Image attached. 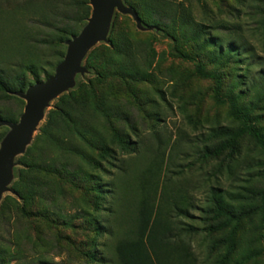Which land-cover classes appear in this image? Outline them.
<instances>
[{
	"label": "trees",
	"instance_id": "1",
	"mask_svg": "<svg viewBox=\"0 0 264 264\" xmlns=\"http://www.w3.org/2000/svg\"><path fill=\"white\" fill-rule=\"evenodd\" d=\"M124 1L145 25H154L173 39L182 58L197 61L182 49L189 45L215 63L241 60L240 47L231 42L223 49L211 36L210 27L194 19L185 0ZM24 4L35 11L41 23L38 27L49 31L39 39L36 25L21 24L15 31L18 40L0 47V121L12 123L19 121L25 107L19 94L34 81H43L42 75H53L65 57L67 42L80 33L92 14L89 0H26ZM117 21L115 15L109 45L94 47L85 59L92 75L57 99L33 143L18 158L21 168L12 184L14 194L4 198L0 215L9 223L13 216L36 214L48 224L70 229L83 222L94 229L95 237L73 247L86 264H199L193 246L196 228L185 221L193 207L188 187L166 172L174 162L170 147L176 148L179 141L171 146L157 137L155 148L142 151V167L134 169L132 158L120 161L122 155L131 157L138 151L128 128L136 132L131 121L133 108L145 104L141 85L152 82L158 53L147 32L120 29ZM196 68L200 76H209L202 62H196ZM214 78L217 101L229 102L240 124L210 129L208 140L223 139L213 148L205 140L203 156L219 157L226 151L235 155L239 140L248 135L260 155L259 176L264 181L262 115H255L249 105H240L241 92L223 94V77ZM8 131L7 126H0V144ZM104 177L110 181L105 182ZM108 198L110 216L102 223L99 213ZM213 198L210 211L217 222L207 231L214 235L231 228L216 242L226 247L218 264H228L236 251L240 220L216 189ZM67 201L75 213L67 215L54 208ZM34 206L40 207L37 213L32 211ZM103 237L107 240L98 243ZM39 241L43 239L39 237ZM15 242L19 245L17 237ZM100 246L104 252L99 251ZM14 258L10 245L0 246V264H10ZM36 264L54 263L39 260Z\"/></svg>",
	"mask_w": 264,
	"mask_h": 264
},
{
	"label": "rangeland",
	"instance_id": "2",
	"mask_svg": "<svg viewBox=\"0 0 264 264\" xmlns=\"http://www.w3.org/2000/svg\"><path fill=\"white\" fill-rule=\"evenodd\" d=\"M25 1L0 0V47L18 40L15 31L21 24L36 25L34 29L37 30L39 39L44 38V32L49 31L38 27L41 23L37 22L34 10L24 7ZM122 3L129 8L124 0ZM185 4L191 8L196 21L210 27L211 36L218 40L223 49L231 42L240 47L241 60L226 64L215 63L207 54L195 53L196 48L189 45L182 49L195 56L197 61L184 59L177 52L176 42L168 35L154 25L147 26L141 19L138 21L132 14L122 13L116 8L111 26L117 15L118 28L147 32L155 40L158 53L152 82L141 85L142 102L146 99L145 104L140 108H133L131 121L136 132H131L128 128L131 139L137 142L138 151L131 157L122 155L120 161L132 158L134 169L142 167L143 162L139 163L142 151L155 148L157 137L171 146L179 141L176 148L170 147L174 162L170 165L171 171L166 172L175 181L188 187L193 207L190 209V217L185 218V221L196 228L193 246L198 263L218 264L226 252V247L218 246L216 242L225 238L231 228L214 235H209L207 231L210 225L217 222L210 211L216 189L219 197L224 198V203L229 205L240 220L236 251L228 264H264V181L259 176L260 155L255 143L246 135L239 140V151L235 155L226 151L219 157L206 159L203 156L206 145L204 141L208 140L210 129L219 126L236 128L240 124L232 114L229 102L221 104L215 97L216 75L223 77V94H230L233 90L235 94L241 92L243 98L240 105H249L255 115H262L259 125L264 128V0H185ZM111 26L107 38L95 47L109 45ZM85 59L80 63L82 70L74 74L72 86L64 93L92 75ZM199 61L204 64L208 77L197 73L196 62ZM29 78L33 80L32 76ZM41 78L43 81L47 79L44 75ZM237 80L242 82L238 83ZM36 83L34 81L33 84ZM58 98L59 96L48 101L44 117L27 148L33 143L48 111ZM222 139L210 138L209 146L213 148ZM23 153L13 161L0 206L7 195L14 194L12 184L18 179L21 168L18 158ZM104 181L109 182L110 178L104 177ZM69 201L66 204L61 202V206L56 205L54 208L61 209L67 215L75 213L76 209L71 207ZM110 201L108 198V202L103 205L104 211L99 213L102 223L110 216ZM39 209L40 207L34 206L32 211L37 213ZM13 218L7 223L0 215V246L10 245L15 255L10 264H36L39 260L54 264H86L73 244H84L93 239V228H87L83 222L72 229L57 223L48 224L36 214ZM16 237L19 245L15 242ZM39 237L43 241H39ZM106 240L107 237L99 238L98 243ZM99 251L104 252L101 246Z\"/></svg>",
	"mask_w": 264,
	"mask_h": 264
},
{
	"label": "water",
	"instance_id": "3",
	"mask_svg": "<svg viewBox=\"0 0 264 264\" xmlns=\"http://www.w3.org/2000/svg\"><path fill=\"white\" fill-rule=\"evenodd\" d=\"M89 2L92 14L81 32L68 41L66 55L56 67L55 74L45 81L31 85L25 93L19 94L26 104L18 122L0 121V125L10 127L0 147V201L13 161L18 155L26 152L34 131L44 117V109L48 101L60 97L72 86L74 74L82 70L81 61L101 40L107 38L115 9L122 13H130L140 21L137 12L125 7L122 0H89Z\"/></svg>",
	"mask_w": 264,
	"mask_h": 264
}]
</instances>
